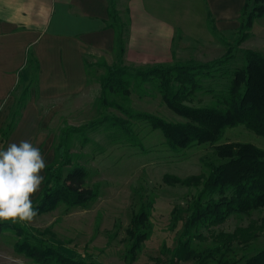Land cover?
Wrapping results in <instances>:
<instances>
[{
  "label": "trees",
  "instance_id": "trees-1",
  "mask_svg": "<svg viewBox=\"0 0 264 264\" xmlns=\"http://www.w3.org/2000/svg\"><path fill=\"white\" fill-rule=\"evenodd\" d=\"M262 2L264 0H252L250 4L247 0L238 37L234 44L226 43L228 52L218 60L209 63L191 60L147 69L131 68L120 62L112 65L106 61L97 63L105 69L100 78V95L96 102L101 116L87 126L68 127L57 138L54 159L45 168L42 190L33 201V206L39 209L37 215L55 211L61 205L85 208L99 197V187L87 186L86 169L76 161L78 156L71 152L75 136L86 143L89 141L86 134L90 130L95 132L106 126L118 132L128 145L142 148L134 125L144 122L152 130L162 133L171 151L180 152L195 145L209 144L215 146L220 160V163L207 165V175L189 177L182 182L188 186L194 185L197 194L190 203L178 246L168 262L160 264H182L189 260H195L196 264H264V246L250 255L244 254L240 259L226 257L238 242L249 246L252 238L255 240L259 232H264V217L259 227L251 224L247 230L229 234L210 232L212 245L202 249H197L195 245L196 241L205 239L204 230L211 231L225 223L230 216H248L254 211L264 210V150L251 143L218 145L228 129L238 126H244L264 138V54L243 50L244 65L232 72L230 86L224 93L216 94L210 105L197 107L188 104L197 92L204 91V78H211L215 71L235 58L234 53L239 46L248 40L254 21L264 17ZM111 12V17L117 21H112L114 25L111 27L119 26L123 32L124 25L119 23L113 5ZM122 32L117 38L120 60L125 52ZM89 68L90 64L86 63V69ZM24 71L27 77H20L16 91L19 87L22 90L15 99L8 123L2 131L3 143L17 127L32 95L38 94L40 66L33 52L28 55ZM149 87L155 88L161 95L162 103L183 120L169 121L156 114L134 109L131 105L133 93L145 95ZM110 109L123 116L106 114ZM67 167H71L68 174L65 173ZM170 179L182 181L176 177ZM172 180L171 183L174 182ZM149 220L150 211L145 207L132 220L128 232L132 238L127 255L128 264L135 261L141 244L150 236ZM11 225H14L19 237L15 251L36 264H100L90 256L67 254L44 234L26 231L28 229L25 226L16 222H0V231Z\"/></svg>",
  "mask_w": 264,
  "mask_h": 264
},
{
  "label": "rangeland",
  "instance_id": "rangeland-1",
  "mask_svg": "<svg viewBox=\"0 0 264 264\" xmlns=\"http://www.w3.org/2000/svg\"><path fill=\"white\" fill-rule=\"evenodd\" d=\"M249 3L251 4L252 0H249ZM236 39L231 43L234 44ZM246 48L244 43L240 45L234 53L235 58L229 64L215 71L211 78H204V91L197 92L188 104L197 107L210 105L216 94L224 93L230 86L232 72L244 65L243 50ZM228 49L225 44L221 51L210 54H203L202 50L198 49L191 54V58L202 62L210 58L218 60L227 54ZM119 58L116 55H108L107 58L88 59L90 82L83 94L40 102L39 107L43 114L40 132L42 136L45 134L46 141L38 147L47 165L54 159V146L63 130L68 127L87 126L101 116L96 102L100 95V78L105 69L97 63L106 61L112 65L120 62L121 65L135 69L148 68L146 65H132ZM21 90L19 87L14 99ZM131 105L138 111L153 113L169 121L183 120L162 103L161 95L152 87L148 88L145 95L134 92ZM105 113L123 116L111 109ZM134 126L142 141V148L128 145L118 132L109 130L106 126L95 132L90 130L86 134L89 139L86 143L81 138L74 137L71 152L78 156L76 161L86 169V184L90 188L97 186L100 191L99 197L89 206L69 208L61 205L55 211L37 215L30 222L17 221L16 224L25 226L28 229H25L26 231L44 234L60 245L67 254L90 256L100 264H128L127 255L132 243L128 232L134 217L145 207L150 211V236L141 244L132 264L167 263L171 253L178 246L190 203L197 194L194 185L188 186L182 182L189 177L207 175V165L220 163V160L215 146L195 145L180 152H173L166 145L160 131L152 130L144 122H136ZM224 143H251L264 150V138L244 126L228 129L218 145ZM70 170L71 167L65 168V173L68 174ZM44 171L45 169L43 175ZM171 177L182 181L177 182L170 179ZM171 180L174 182L171 183ZM42 187L43 183L40 190L33 194V201L40 194ZM263 217L264 210L254 211L248 216L232 215L225 223L212 228L211 231L204 230L205 239L196 241V248L202 249L212 245L210 232L229 234L247 230L251 224L259 227ZM258 235L255 240L252 238L249 246L238 242L226 257L240 259L244 254L250 255L263 247L264 232H259ZM18 240L14 225L0 231V264H36L15 251ZM182 264L196 262L189 260Z\"/></svg>",
  "mask_w": 264,
  "mask_h": 264
},
{
  "label": "crops",
  "instance_id": "crops-1",
  "mask_svg": "<svg viewBox=\"0 0 264 264\" xmlns=\"http://www.w3.org/2000/svg\"><path fill=\"white\" fill-rule=\"evenodd\" d=\"M247 0H0V146L29 140L40 146V102L83 94L89 85L88 59L118 54L111 27L112 5L124 25L121 60L152 67L196 61L191 54L221 51L238 37ZM264 54V17L257 18L244 42ZM194 50V51H192ZM30 52L39 62L38 94L32 95L17 127L1 141L25 74ZM186 54V55H185ZM183 55V56H182ZM199 60V61H198Z\"/></svg>",
  "mask_w": 264,
  "mask_h": 264
},
{
  "label": "clouds",
  "instance_id": "clouds-1",
  "mask_svg": "<svg viewBox=\"0 0 264 264\" xmlns=\"http://www.w3.org/2000/svg\"><path fill=\"white\" fill-rule=\"evenodd\" d=\"M46 167L40 148L29 140L0 148V222H30L37 216L33 194L40 190Z\"/></svg>",
  "mask_w": 264,
  "mask_h": 264
}]
</instances>
